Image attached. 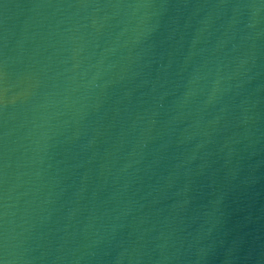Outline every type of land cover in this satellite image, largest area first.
I'll return each mask as SVG.
<instances>
[{
  "label": "water",
  "instance_id": "obj_1",
  "mask_svg": "<svg viewBox=\"0 0 264 264\" xmlns=\"http://www.w3.org/2000/svg\"><path fill=\"white\" fill-rule=\"evenodd\" d=\"M0 264H264V0H0Z\"/></svg>",
  "mask_w": 264,
  "mask_h": 264
}]
</instances>
